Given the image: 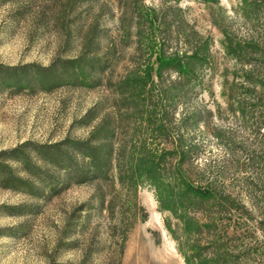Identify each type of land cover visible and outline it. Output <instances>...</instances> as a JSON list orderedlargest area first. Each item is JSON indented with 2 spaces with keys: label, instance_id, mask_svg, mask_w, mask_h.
<instances>
[{
  "label": "rangeland",
  "instance_id": "1",
  "mask_svg": "<svg viewBox=\"0 0 264 264\" xmlns=\"http://www.w3.org/2000/svg\"><path fill=\"white\" fill-rule=\"evenodd\" d=\"M238 6L239 0H0V148L25 139L84 138L91 126H81L78 120L96 101L98 116L107 115L111 121L112 157L123 143L138 147L143 141L149 148L169 144L165 134L143 122V113L116 119L115 83L135 63L157 61L161 53H189L198 36L209 39L210 61L217 69L223 65L231 69L233 58L223 57L220 48L221 30L246 38L256 34L258 29L251 32L253 25L262 31L264 27L244 16ZM71 58H77L78 65H60ZM49 64L56 65L55 74L35 73V68ZM174 76L163 74L162 82L173 81ZM203 79L193 87L197 95L187 94L185 109L178 100L166 107L172 127L184 111L202 104L211 109V98L225 108L217 73L206 72ZM212 118V127H221L234 139L252 138L250 121L241 125L232 118ZM185 134L186 139L193 134L190 121ZM197 138L202 144L196 159L199 167L212 161L211 174L221 188H238L232 177L239 178L244 171L232 159L242 160V150L236 156L232 145L203 133ZM135 159L134 153L133 166ZM176 159L173 154L165 156L166 172ZM116 170L112 167L104 180L70 183L50 197L0 187V264H188L187 259L197 264L195 256L222 259L211 223L196 230L192 224L184 226L172 211L189 212L202 222L203 207L169 201L162 205L148 176L131 173L120 178ZM15 203L36 208L6 214L3 204ZM251 211L252 217L260 216L255 208ZM256 233L261 236L259 230ZM249 258L252 264H264L263 252Z\"/></svg>",
  "mask_w": 264,
  "mask_h": 264
},
{
  "label": "trees",
  "instance_id": "2",
  "mask_svg": "<svg viewBox=\"0 0 264 264\" xmlns=\"http://www.w3.org/2000/svg\"><path fill=\"white\" fill-rule=\"evenodd\" d=\"M238 9L244 16H250L258 25L264 26V0H239ZM253 28L251 32L258 29L256 34L246 38L221 30L219 44L223 57L234 60L229 61L234 64L229 70L225 65L221 70L217 69L215 61H210L209 39L198 36L189 53L184 51L169 56L161 53L157 61L135 63L134 68L127 70L116 81V119L124 115L137 117L143 113V122H150L157 134H165L169 144L149 148L143 141L138 147L123 143L117 157L118 152L112 157L111 121L107 115L98 116L96 107L100 101H96L78 120L81 126H91L84 138L64 137L53 141L25 139L11 147L0 148V187L34 197H50L70 183L104 180L112 167L117 168L120 178L131 173H144L155 184L160 204L165 205L169 201L179 205L184 202L203 207L205 218L202 222L189 212L172 208L184 226L192 224L199 230L211 223L215 230L218 237L216 246L223 249L222 259L215 261L212 256H195L197 264H252L250 256L264 254V27L263 31L254 25ZM68 64L78 65V59L60 61V65ZM25 68L29 66L25 65ZM55 70L56 65L49 64L35 68V73L51 76L56 73ZM170 72L176 76L173 81L168 78L169 84H164L163 74L169 77ZM206 72L210 75L217 73V78L221 79L220 94L225 108L221 109L211 98V109L202 104L189 112L184 111L177 125L172 127L166 119V107L175 105L178 100L185 109L189 98L187 94L195 91L193 87L201 84ZM172 89L174 93H171ZM210 95L213 96V91ZM212 117L240 120L241 125L250 121L248 127L251 128L252 138L245 142L241 136L238 140L234 139L235 136L221 127H212ZM95 119H98L97 122L91 125ZM188 121L193 127V134L186 139ZM200 124L199 130L197 127ZM201 133L222 145H232L236 156L239 155L236 151L242 150V160L237 157L232 159L234 166L242 165L244 171L239 178L232 177L239 185L234 189L236 191L223 190L215 181L211 174L212 161L206 160L200 167L196 163L202 145L197 137ZM134 153L136 159L133 166L131 160ZM167 154L177 158L172 170L168 167V172L164 161ZM114 160L116 166H113ZM230 184L237 185L235 182ZM241 188L248 194L246 197L242 195ZM184 195L186 197L182 198ZM3 206L6 214H24L34 207L26 208L23 203ZM252 208L260 216L252 217ZM256 230L261 233L260 237Z\"/></svg>",
  "mask_w": 264,
  "mask_h": 264
}]
</instances>
